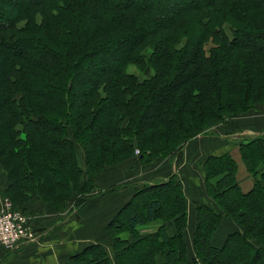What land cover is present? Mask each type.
<instances>
[{"label": "trees", "instance_id": "16d2710c", "mask_svg": "<svg viewBox=\"0 0 264 264\" xmlns=\"http://www.w3.org/2000/svg\"><path fill=\"white\" fill-rule=\"evenodd\" d=\"M0 16L3 196L28 217L33 199L79 210L107 168L150 165L264 103V0H0ZM89 61L98 66L84 81ZM129 65L151 74L141 82ZM204 172L222 212L197 207L192 259L171 176L137 189L108 223L111 254L90 245L70 264H264V137L208 157ZM223 218L238 229L217 245ZM169 221L173 236L139 231Z\"/></svg>", "mask_w": 264, "mask_h": 264}, {"label": "crops", "instance_id": "0c3cea01", "mask_svg": "<svg viewBox=\"0 0 264 264\" xmlns=\"http://www.w3.org/2000/svg\"><path fill=\"white\" fill-rule=\"evenodd\" d=\"M261 107L215 126L212 133L210 131L188 143L180 155L173 154L148 166H142L131 158L108 168L94 178L96 188L88 196L91 199L79 210L74 209V201L58 211L39 199L31 200L23 209L30 217L32 236L13 251L0 247V264H70L73 256L96 244L103 245L111 254V242L106 232L108 223L132 199L137 189L144 185L162 184L171 176L178 180L186 198V226L182 234L190 253L188 259H192L197 207L207 206L219 213L206 189L204 162L210 156L235 153L240 144L264 137V108ZM0 178L1 192L6 189V174L2 172ZM247 180L248 177L242 178L241 184ZM111 187H114L112 191L104 192ZM161 225L165 226L168 236L177 233L174 221L144 225L140 229L148 233ZM236 229L235 224L223 218L212 242L222 245L226 236ZM157 261L163 264L166 258L159 255Z\"/></svg>", "mask_w": 264, "mask_h": 264}, {"label": "built area", "instance_id": "2783aa9c", "mask_svg": "<svg viewBox=\"0 0 264 264\" xmlns=\"http://www.w3.org/2000/svg\"><path fill=\"white\" fill-rule=\"evenodd\" d=\"M3 201L4 204H0V247L6 251H13L32 236L30 218L15 210L7 198Z\"/></svg>", "mask_w": 264, "mask_h": 264}, {"label": "rangeland", "instance_id": "374dc122", "mask_svg": "<svg viewBox=\"0 0 264 264\" xmlns=\"http://www.w3.org/2000/svg\"><path fill=\"white\" fill-rule=\"evenodd\" d=\"M11 1H13V0H11ZM155 1H157V0H155ZM196 1H200V0H196ZM167 8H169L170 6H169V4L168 5H165ZM0 24H4V20H3V17L2 16H0ZM19 49V47H13L12 48V51H14V50H18ZM125 49V48H124ZM124 49H120V50H118V52L116 53V55L114 56L115 57V59L114 60H118V59H120L121 58V55H123L124 54ZM120 56V57H119ZM119 57V58H118ZM98 65H97V63H95V61H89L88 63H85L83 66H82V68H81V71L79 72V74H78V76H79V78H81V79H84V81H85V78L86 77H88V72H90L91 70H93V69H95L96 67H97ZM143 69V70H142ZM126 71H127V73H129V74H132V75H136L137 76V78H138V80L139 81H143L145 78H148L149 76H150V74H151V70H150V68H148V67H144V68H140V67H137V66H133V65H129L128 67H127V69H126ZM83 81V82H84ZM262 105V107L261 108H264V103H259V104H256V105H254L253 106V108L250 110V111H253L254 109H256V107H258V106H261ZM250 111H248V112H250ZM240 116V115H239ZM234 118V117H233ZM148 119H150V117L148 118ZM224 123H226V122H224ZM224 123H221V124H218V125H222V124H224ZM217 125V126H218ZM211 131V133H212V130H210ZM210 131H208L207 133H210ZM204 135H206V134H204ZM201 136V135H200ZM203 136V135H202ZM199 137V136H198ZM190 143V142H189ZM188 143H183L182 145H181V147L180 148H178V149H175L170 155H168L167 157H164V158H159V159H166V158H168V157H171V155H173V154H175V155H180L181 154V152L184 150V148L186 147V145H187ZM79 151V150H78ZM81 151V150H80ZM138 153H139V151L138 150H136L135 152H134V154H135V156H137L138 155ZM83 154H82V152H80L79 153V159H80V162L81 163H83ZM159 159H157V160H159ZM129 160H131V159H129ZM133 160H137L135 157L133 158ZM128 161V160H127ZM156 161V160H155ZM155 161H153L150 165H152ZM116 166V165H115ZM148 166V165H147ZM112 167V166H111ZM110 168V167H109ZM108 169V168H107ZM106 169V170H107ZM105 170V171H106ZM104 171V172H105ZM3 172V170H2V168H1V166H0V174ZM0 183H1V178H0ZM5 190V189H4ZM4 190H2L1 192H0V204L1 205H3L4 204V201H3V199L4 198H6V197H4L3 196V191ZM9 201V200H8ZM10 202V201H9ZM10 204H11V202H10ZM12 205V204H11ZM262 206V205H261ZM12 207H13V205H12ZM217 207V206H216ZM263 208V210H264V207H262ZM74 209H75V207H74ZM1 211V210H0ZM219 211L220 212H222L220 209H219ZM233 223V222H232ZM151 224H155V225H159V224H161L160 222H155V223H151ZM233 224H235V223H233ZM148 225H150V224H148ZM235 226H236V228L238 229V227H237V225L235 224ZM160 227L158 226V228L156 229V230H154V231H152V232H148V233H143L142 231H141V229L139 230L140 231V233L142 234V235H146V234H149V233H154V232H156L158 229H159ZM236 229V230H237Z\"/></svg>", "mask_w": 264, "mask_h": 264}]
</instances>
